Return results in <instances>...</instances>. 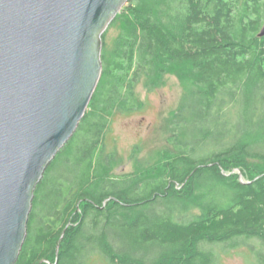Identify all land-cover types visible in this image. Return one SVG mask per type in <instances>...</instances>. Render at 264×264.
<instances>
[{
    "label": "trees",
    "instance_id": "1",
    "mask_svg": "<svg viewBox=\"0 0 264 264\" xmlns=\"http://www.w3.org/2000/svg\"><path fill=\"white\" fill-rule=\"evenodd\" d=\"M112 21L122 25L112 82L104 97L97 84L45 167L15 264H85L92 255L107 264H220L217 248L250 241L264 264V0H127ZM169 72L191 87L167 146L155 165L115 171L110 113L136 106L140 78ZM210 181L224 191L198 196Z\"/></svg>",
    "mask_w": 264,
    "mask_h": 264
},
{
    "label": "water",
    "instance_id": "2",
    "mask_svg": "<svg viewBox=\"0 0 264 264\" xmlns=\"http://www.w3.org/2000/svg\"><path fill=\"white\" fill-rule=\"evenodd\" d=\"M126 1L0 0V264L17 260L35 186L85 113Z\"/></svg>",
    "mask_w": 264,
    "mask_h": 264
},
{
    "label": "rangeland",
    "instance_id": "3",
    "mask_svg": "<svg viewBox=\"0 0 264 264\" xmlns=\"http://www.w3.org/2000/svg\"><path fill=\"white\" fill-rule=\"evenodd\" d=\"M121 32V23L112 21L103 32L104 37H101L100 57L107 59L104 75V62L101 59L102 70L98 80L102 97L108 92L112 82L113 73L109 71L113 67L112 51ZM190 87L191 84L181 80L175 72L165 73L153 82L142 77L135 83L132 91L136 106L131 110L115 109L108 117L105 143L108 150H113L118 155L119 160L113 165L115 171H131L140 164L142 167L155 165L159 150L167 146L172 114L180 107ZM234 172L239 174L240 180H244L239 169ZM221 191H224L221 185L210 181L199 190L198 196L211 199ZM193 210L197 212L198 208L194 207ZM255 243L257 242L250 241L237 247L217 248L220 264H255L251 251ZM85 264L107 262L98 255H92L86 259Z\"/></svg>",
    "mask_w": 264,
    "mask_h": 264
}]
</instances>
